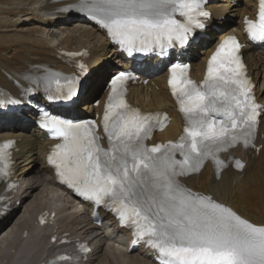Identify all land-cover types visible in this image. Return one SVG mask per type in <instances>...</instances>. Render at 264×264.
Here are the masks:
<instances>
[{
  "label": "snow or ice",
  "instance_id": "snow-or-ice-1",
  "mask_svg": "<svg viewBox=\"0 0 264 264\" xmlns=\"http://www.w3.org/2000/svg\"><path fill=\"white\" fill-rule=\"evenodd\" d=\"M205 2L80 0L75 7L129 54L155 51L165 56L169 49L195 42L196 30L204 29L210 17ZM244 24L252 41L264 42V0H258L257 18L245 17ZM240 49L235 36L225 37L208 59L199 83L189 77L188 64H171L168 84L184 120L175 140L147 143L155 131L165 129L169 117L128 104L124 90L132 77L124 71L110 79L102 120L107 147L101 144L95 121L74 122L46 112L42 116V127L62 141L47 157L60 182L84 200L115 212L134 229L133 243L144 241L158 254L159 264H264V226L249 222L211 194L193 191L182 180L198 174L208 161L220 179L228 167L221 153L241 144L245 149L255 146L264 108L255 102ZM23 78L36 86L25 88L26 94L43 86L49 101L79 95V76L64 77L63 83L58 73ZM6 103L21 101L0 98V106ZM12 143L0 145L2 176L9 174L6 150ZM235 166L245 167L240 160Z\"/></svg>",
  "mask_w": 264,
  "mask_h": 264
},
{
  "label": "bare ground",
  "instance_id": "bare-ground-1",
  "mask_svg": "<svg viewBox=\"0 0 264 264\" xmlns=\"http://www.w3.org/2000/svg\"><path fill=\"white\" fill-rule=\"evenodd\" d=\"M76 4L77 0H0V98L10 96L44 104L46 95L23 91L28 87L36 88L23 77L43 76L55 71L75 73L74 63L63 53L84 49L88 54L84 63L89 74L79 95L68 105L53 108V111L65 117L70 114L75 117L79 104L83 103L82 109L86 113L101 114L107 94L104 83L109 74L118 71L115 64H119L120 68L138 76L129 85L128 102L131 106L145 113H166L169 117L168 126L157 133L150 144L175 140L182 134L184 124L169 95L167 72L162 71V67L174 59L187 60L191 76L201 80L214 43L225 35L235 34L245 44L242 54L254 84V96L264 108V46L252 45L243 35L244 18L251 19L255 15L258 0H213L207 6L211 19L198 33L197 41L172 50L168 59L152 52L133 60L110 46L103 29L75 10ZM227 11L230 12L228 17L225 16ZM67 25L74 26L69 28ZM58 27L63 29L58 33L63 36L61 40H57V32L54 34L48 30ZM93 98L97 99V106L92 102ZM35 115L27 102L0 106V141L8 139L15 143L10 180L15 188L6 190L2 185L0 187V231L17 215L0 240V264H21L20 256L29 251V247L36 250L29 264L46 263L58 252L71 257V261L65 264H154L152 251L142 244L134 247L130 232L120 229L114 215L99 210L102 221L94 223L88 213L92 206L77 202L84 220L74 216L59 220L51 206L41 203L35 192L38 187H43L46 194L62 190L56 185L46 163L52 142L36 127ZM254 145L246 150H233L232 160L222 170L220 179L207 164L197 175L183 179V182L193 191L211 194L249 222L264 226V112L261 113ZM227 158L229 156H225ZM233 160H240L245 167L234 169ZM34 163L37 170L30 176L26 168ZM16 202L22 205L20 209L15 207ZM45 211L49 216L55 214L51 223L58 224V228L36 225L37 215ZM52 238H55L54 243H51ZM80 244L88 246L91 253H77Z\"/></svg>",
  "mask_w": 264,
  "mask_h": 264
},
{
  "label": "rangeland",
  "instance_id": "rangeland-1",
  "mask_svg": "<svg viewBox=\"0 0 264 264\" xmlns=\"http://www.w3.org/2000/svg\"><path fill=\"white\" fill-rule=\"evenodd\" d=\"M234 5V4H233ZM229 11L226 12L225 16L228 17L229 15ZM72 26L74 25H67V27L69 28H72ZM23 28H26L23 27ZM60 28V27H58ZM58 28H48V30L50 31V33H54L56 34L57 32V40H61L63 38V36L59 35L58 33H61L63 31V29L60 28V30H58ZM60 37V38H59ZM59 38V39H58ZM106 57V56H105ZM115 69H118V70H122V68H120L119 64H115ZM112 74H109V76H111ZM107 77V78H108ZM96 98H93V100H95ZM82 106H83V103H80L79 104V112H85L83 111L82 109ZM68 117H73V115H67ZM76 117H81L80 114H78ZM29 167V169H28ZM31 168V170H30ZM37 170V164H31L30 166H27L26 168V171H30L29 172V175L33 176V171H36ZM22 171V170H21ZM26 173V172H25ZM37 194H38V197L41 198V203L42 204H46L48 206H51V208L53 210H55V212L58 214V219L59 220H63L64 218H67V217H71V216H74V217H77V219H79L80 221H83L84 220V215L82 214V211H80V208H79V205L70 197L68 196H65V194H61L60 192H56V193H53V194H46L44 192V189L43 187H38L35 191ZM47 195V198L45 199ZM22 205H20L19 202H16V205L15 207L20 209ZM73 208V209H71ZM18 214V213H17ZM16 214L13 216V218L5 225V227L0 231V240L4 237V235L8 232V228L10 227V225L12 224L11 222L13 221L14 218H16ZM71 219V218H70ZM55 229L57 227H59V225H55L53 226ZM7 231V232H6ZM6 232V233H4ZM50 234V232H49ZM119 239H121V236L120 235H117ZM30 246V244L28 245ZM29 251H24V253L20 256L22 258L21 260V264H29L32 257L34 256L35 254V251L36 250H31V248L29 247L28 248Z\"/></svg>",
  "mask_w": 264,
  "mask_h": 264
}]
</instances>
